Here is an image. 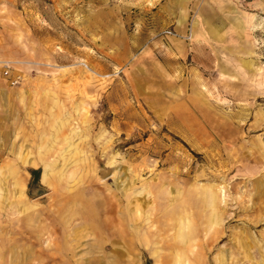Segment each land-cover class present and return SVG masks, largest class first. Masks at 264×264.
Wrapping results in <instances>:
<instances>
[{"label": "rangeland", "instance_id": "1", "mask_svg": "<svg viewBox=\"0 0 264 264\" xmlns=\"http://www.w3.org/2000/svg\"><path fill=\"white\" fill-rule=\"evenodd\" d=\"M235 3L0 0V264H264V0Z\"/></svg>", "mask_w": 264, "mask_h": 264}, {"label": "crops", "instance_id": "2", "mask_svg": "<svg viewBox=\"0 0 264 264\" xmlns=\"http://www.w3.org/2000/svg\"><path fill=\"white\" fill-rule=\"evenodd\" d=\"M228 3L232 4V13L234 16L232 17L233 22L236 24L237 27L242 26V21H241V15L242 11L239 9L238 5L235 3L236 0H227Z\"/></svg>", "mask_w": 264, "mask_h": 264}, {"label": "trees", "instance_id": "3", "mask_svg": "<svg viewBox=\"0 0 264 264\" xmlns=\"http://www.w3.org/2000/svg\"><path fill=\"white\" fill-rule=\"evenodd\" d=\"M38 172H39L38 170H33V173H36L37 174Z\"/></svg>", "mask_w": 264, "mask_h": 264}, {"label": "bare ground", "instance_id": "4", "mask_svg": "<svg viewBox=\"0 0 264 264\" xmlns=\"http://www.w3.org/2000/svg\"><path fill=\"white\" fill-rule=\"evenodd\" d=\"M213 195V194H212ZM214 200V199H213ZM213 204V203H212ZM213 206V205H212Z\"/></svg>", "mask_w": 264, "mask_h": 264}]
</instances>
